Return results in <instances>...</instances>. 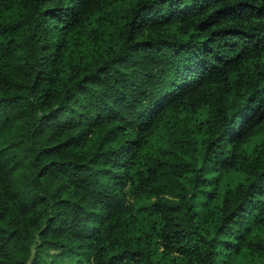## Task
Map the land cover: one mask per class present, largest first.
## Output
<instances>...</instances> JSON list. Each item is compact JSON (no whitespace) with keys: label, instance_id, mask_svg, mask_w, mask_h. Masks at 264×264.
Segmentation results:
<instances>
[{"label":"trees","instance_id":"16d2710c","mask_svg":"<svg viewBox=\"0 0 264 264\" xmlns=\"http://www.w3.org/2000/svg\"><path fill=\"white\" fill-rule=\"evenodd\" d=\"M68 260L264 264V0H0V264Z\"/></svg>","mask_w":264,"mask_h":264},{"label":"rangeland","instance_id":"374dc122","mask_svg":"<svg viewBox=\"0 0 264 264\" xmlns=\"http://www.w3.org/2000/svg\"><path fill=\"white\" fill-rule=\"evenodd\" d=\"M53 251H51L50 253L48 252V253H46L45 254V258L47 259V260H50L51 259V253H52ZM67 262V264H74L73 263V261H71V260H68V261H66Z\"/></svg>","mask_w":264,"mask_h":264}]
</instances>
